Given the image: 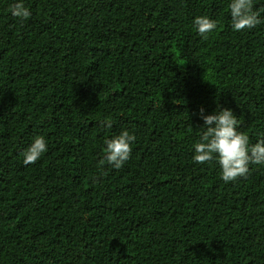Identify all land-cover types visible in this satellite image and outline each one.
I'll return each instance as SVG.
<instances>
[{"label": "trees", "instance_id": "1", "mask_svg": "<svg viewBox=\"0 0 264 264\" xmlns=\"http://www.w3.org/2000/svg\"><path fill=\"white\" fill-rule=\"evenodd\" d=\"M0 0V264H264V166L192 161L198 113L264 134V24L229 0ZM264 11V0L256 5ZM208 15L203 39L192 26ZM105 122L112 124L105 127ZM136 133L119 169L104 140ZM37 135L48 151L23 150Z\"/></svg>", "mask_w": 264, "mask_h": 264}, {"label": "clouds", "instance_id": "2", "mask_svg": "<svg viewBox=\"0 0 264 264\" xmlns=\"http://www.w3.org/2000/svg\"><path fill=\"white\" fill-rule=\"evenodd\" d=\"M260 0H229L227 5L230 16V27L234 32H243L264 24V11L256 5ZM10 14L23 21L32 11L24 0H13L9 5ZM192 26L203 38L217 27L218 22L208 15H196ZM203 125L198 128V138L192 144V161L195 164L215 162L219 166V176L224 183L246 179L250 174V166H264V134L255 143L240 129V121L231 108L217 106L210 114L201 108L198 113ZM105 127L111 128L110 122ZM136 133L123 129L104 140V156L99 163L119 170L130 159L132 145L136 142ZM48 151V140L44 135L35 136L23 150L25 165L36 163Z\"/></svg>", "mask_w": 264, "mask_h": 264}]
</instances>
